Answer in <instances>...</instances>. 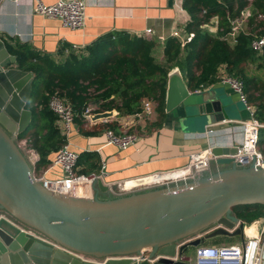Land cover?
Listing matches in <instances>:
<instances>
[{
	"label": "water",
	"instance_id": "95a60500",
	"mask_svg": "<svg viewBox=\"0 0 264 264\" xmlns=\"http://www.w3.org/2000/svg\"><path fill=\"white\" fill-rule=\"evenodd\" d=\"M15 63L0 39V264H185L172 258L188 247L216 237L242 239L244 225L232 209L264 206V175L253 157L249 167L235 165V146L213 147L215 162L223 168L218 172L117 198L95 194L96 185L108 194L101 180L93 182L88 198L52 193L35 181L16 144L32 118L27 103L33 75L13 68ZM202 96L190 93L178 68L169 71L166 113L182 105L197 108L212 124L224 121L221 104ZM116 115L97 113L90 121ZM193 235L199 238L176 250ZM147 252V259L135 260Z\"/></svg>",
	"mask_w": 264,
	"mask_h": 264
},
{
	"label": "trees",
	"instance_id": "16d2710c",
	"mask_svg": "<svg viewBox=\"0 0 264 264\" xmlns=\"http://www.w3.org/2000/svg\"><path fill=\"white\" fill-rule=\"evenodd\" d=\"M183 8L191 17L185 43L176 37L165 40L162 59L157 61V43L143 36L125 33L100 38L85 53L71 51L56 61L47 54L37 52L27 43L13 39L5 41L8 53L16 58L18 70L33 75L31 95L27 109L32 113L28 129L18 135L25 139L38 155L37 169L48 166L50 157L67 143L56 126V117L48 108L52 95L64 98L72 107L74 120L83 126L84 114L93 101L99 104L95 113L115 110L119 117L141 113L142 101L149 99L156 105L157 122L165 117L167 75L173 68L181 72L186 86L192 92L219 82V69L244 84L249 105L258 120L264 119V79L249 74L246 65L264 61V53L251 49L254 39L264 37V0H183ZM250 8L248 32L239 33L235 42L228 44L232 23ZM217 18V34L203 28ZM256 67V68H257ZM115 130L114 127H109ZM264 143V129L260 144ZM93 152L79 154L77 173L96 174L99 171ZM80 168V169H79ZM232 213L245 225L264 221V206L244 205ZM212 240V239H211ZM212 245L230 244L232 238L216 237Z\"/></svg>",
	"mask_w": 264,
	"mask_h": 264
},
{
	"label": "crops",
	"instance_id": "0c3cea01",
	"mask_svg": "<svg viewBox=\"0 0 264 264\" xmlns=\"http://www.w3.org/2000/svg\"><path fill=\"white\" fill-rule=\"evenodd\" d=\"M56 1L41 0L45 5H52ZM33 5L32 0H23L20 4L13 0L1 2L0 39L4 45L5 41L11 39L17 43H27L37 52L50 55L56 61L62 60L74 45L85 53L86 47L100 38L119 33L143 36L155 41V57L157 61H161L165 40L173 37L174 32L179 33L180 41L186 39L187 27L192 22L183 8V0H86L85 26L82 30L72 31L57 20L33 14ZM207 26L217 28V18ZM208 29L203 28L206 31ZM147 30H151V33L146 34ZM157 54L161 55L160 59ZM13 68L17 69L15 64ZM260 75L261 72H258L257 77ZM184 83L186 85L185 80ZM190 93H202V99L206 102H219L225 116L224 121L212 124L208 115H199L197 108H185L182 105L165 113V117L159 122L156 111L149 119L136 116L137 114L127 116L128 118L119 117L116 112V117L107 120L91 123L84 120L83 126H79L74 120L67 137L69 148L78 155L83 152L97 155L98 167L102 164L105 167V185L183 168L188 164L190 155L199 153L208 146L210 139H205L204 134L209 128L214 126L213 130L217 131L214 141L228 144L233 136L228 134L227 129L249 117L235 93L219 82ZM88 109L92 115L97 114L95 112L99 109V104L92 101ZM121 121H127L128 132L136 134L137 137L135 143L124 150L108 144L105 133L110 130L121 134L122 128L118 125ZM226 122H231L232 125ZM109 127H114L115 130ZM54 157L55 155L50 157V163ZM222 169L213 162L210 173ZM46 177H62V172L55 168ZM94 192L101 198H109L97 185ZM262 223L263 221H259L257 224ZM213 243L212 239L206 244Z\"/></svg>",
	"mask_w": 264,
	"mask_h": 264
},
{
	"label": "built area",
	"instance_id": "2783aa9c",
	"mask_svg": "<svg viewBox=\"0 0 264 264\" xmlns=\"http://www.w3.org/2000/svg\"><path fill=\"white\" fill-rule=\"evenodd\" d=\"M16 4H20L23 0H13ZM34 4L31 7L33 14L39 15L47 19L57 20L61 25L72 31L82 30L85 26L86 20V0H57L52 5H45L41 0H32ZM250 17V8L245 9L240 17L232 23V33L229 35L236 36L242 31L241 25L247 22ZM237 23V24H236ZM240 31V32H239ZM151 30H147L146 34H150ZM179 33L174 32L173 37L179 38ZM235 36V37H236ZM235 37L233 42H235ZM181 39V37L179 38ZM190 40L188 36L183 42ZM182 41V40H181ZM251 49L257 54L262 53L264 47V37L252 40ZM80 50L77 46H72L71 51L78 52ZM68 53V51H65ZM219 84L228 86L238 97V100L244 105L249 114L248 119L234 123L226 122L232 125L228 128V134L233 136V139L226 143H219L214 141V136L217 131L213 130L212 126L205 134V139H210L208 146L199 153L190 155L188 164L180 169L166 172H156L148 176L129 179L117 183L104 184L107 188V193L112 198H117L123 195H130L145 190H149L158 186H167L170 184H182L188 181H196L201 175L210 172L211 164L215 162V157L212 154V149L215 145L221 146H235L237 154L233 156L235 165L240 168H246L253 164L256 169L262 171L264 175V152L260 148V130L264 129V119L258 120L255 116V111L247 102V97L244 91V84L240 79L229 77L226 74L220 75ZM155 103L149 99L142 101V111L136 116H142L149 119L154 115ZM48 108L56 117V126L64 137H68L71 127L74 124V113L72 107L68 102L59 95H52L48 101ZM92 115L90 109H86L84 120L91 123L90 116ZM107 142L119 149H127L133 145L137 139L136 135L129 132H121L115 134L108 130L105 132ZM238 137V138H236ZM234 142V143H233ZM16 144L19 150L24 153V156L30 165L33 172V179L40 184L47 185L48 191L52 193L78 197L81 196V190L89 186L90 190L93 182L101 180L103 182L106 175L105 167L102 164L99 171L94 174L81 175L77 173V163L79 155L70 150L68 142L63 145L55 154L52 162L45 167L37 169L36 164L39 160L35 151L30 149L27 140L16 139ZM58 168L62 172V177L55 179H47V173L53 169ZM180 174L177 178L164 177V175ZM163 178V179H162ZM93 191L91 190V196ZM254 222L251 225H244L243 237L239 242L220 245H200L194 248L193 255L185 258L182 255L172 258V261H181L185 264H264V221L262 225ZM255 225V234L250 236L247 234V228ZM35 234V233H33ZM199 238V235H193L183 241H180L176 250L182 245ZM148 253L141 257H134L135 260L141 261L148 257ZM157 259V258H156ZM155 259V260H156ZM154 260V261H155ZM92 261H96L92 259Z\"/></svg>",
	"mask_w": 264,
	"mask_h": 264
},
{
	"label": "rangeland",
	"instance_id": "374dc122",
	"mask_svg": "<svg viewBox=\"0 0 264 264\" xmlns=\"http://www.w3.org/2000/svg\"><path fill=\"white\" fill-rule=\"evenodd\" d=\"M237 24V23H236ZM243 25H241V30L240 31H242V32H248L252 27L251 26H249V25H247V22L245 23V21L242 23ZM206 27H208L209 29L207 30L210 34H212V35H215V34H217V31H218V29L216 28V27H211V26H205L204 27V29L206 28ZM213 28V29H212ZM239 31V32H240ZM241 32V33H242ZM238 34V33H237ZM236 34V35H237ZM235 35V36H236ZM235 36H231V37H228L227 38V40L226 39H224V38H220L222 41H225L226 43H228V44H232L233 43V39H234V37ZM185 40V38L184 39H182V42ZM157 57H158V59H160V54H157L156 55ZM257 67V65H250L249 63L246 65V70L247 71H249L250 73L251 72H256L257 70H258V68L259 69H261V75L259 76L260 77V79H264V77H263V75H264V61L261 63V65L259 64L258 65V67ZM219 72H220V75H224V74H226L225 73V71H224V69L222 68V69H219ZM220 75H218V77H219V79H220ZM234 78V77H233ZM236 78V77H235ZM249 104V103H248ZM252 106V105H251ZM253 107V106H252ZM124 118H128L127 116H125ZM119 126H120V129H121V132H128L129 131V129H128V127H129V124H128V122L127 121H125V122H123L122 123V121L121 122H119V124H118ZM261 131L262 130H260V134H261ZM115 133V132H114ZM119 134V133H118ZM132 134H134V133H132ZM134 135H136V134H134ZM261 146H260V148H261V150L264 152V143H262V144H260ZM241 240V238L240 237H233L232 238V243H236V242H239ZM193 252H194V248H192V247H188L184 252H183V254H182V256L183 257H185V258H189V257H191L192 255H193Z\"/></svg>",
	"mask_w": 264,
	"mask_h": 264
},
{
	"label": "bare ground",
	"instance_id": "6f19581e",
	"mask_svg": "<svg viewBox=\"0 0 264 264\" xmlns=\"http://www.w3.org/2000/svg\"><path fill=\"white\" fill-rule=\"evenodd\" d=\"M179 176H180V174H177V173L170 174V175H164V177H172V178H177ZM81 196H84V197H90L91 196V192H90L89 186H86V187H84L81 190ZM255 230H256L255 225H252L251 227H248L247 228V231L246 232H247L248 235L252 236V235L255 234Z\"/></svg>",
	"mask_w": 264,
	"mask_h": 264
}]
</instances>
